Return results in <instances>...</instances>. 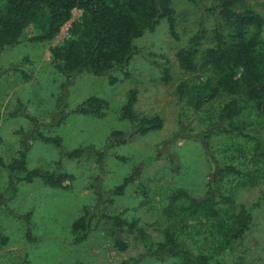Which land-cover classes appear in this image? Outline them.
<instances>
[{
    "label": "rangeland",
    "instance_id": "rangeland-1",
    "mask_svg": "<svg viewBox=\"0 0 264 264\" xmlns=\"http://www.w3.org/2000/svg\"><path fill=\"white\" fill-rule=\"evenodd\" d=\"M199 1L202 6L175 1L172 6L180 40L170 36L163 21L154 33L136 41L130 77L113 85L106 77L84 73L68 78L60 73L52 63L50 44L27 40L34 34L31 30L25 32L19 45L0 52V155L8 162L25 147L30 168L71 176L61 188L39 181L18 184L0 167V233L10 240L0 247V264H122L143 254L144 247L134 232L120 235L128 244L126 251L115 246L117 227L108 218L94 219L88 239L77 244L72 225L87 209L108 216L124 213L155 242L162 241L164 232L171 230L181 247L194 254L228 264H264V156L256 154L253 141L220 131L226 129L220 120L221 111L231 98L212 101L197 115L193 93L182 106L179 99L181 84L192 89L215 77L209 71L185 72L177 59L178 51L187 47L201 25L211 36L216 17L206 10L211 5L220 7L226 0ZM239 9L264 16V0H243ZM81 17L82 12L75 10L55 45L69 37L72 24ZM157 67L170 68L172 79L168 83L162 81ZM133 91L137 93L136 111L161 116L163 128L111 146L113 131L130 129L121 114ZM90 97L109 103L102 118L73 112ZM259 123L250 102H243L242 113L230 122L248 130ZM33 130L59 139L61 146L43 142ZM259 131L264 137V125ZM75 150L84 153L80 158L66 156ZM101 153L103 159L98 163ZM224 167L234 173L219 174L221 194L230 199L219 206V217H192L181 211V206H187L183 200L176 206L177 214L168 217L166 208L172 194L182 190L194 197L206 196L209 175ZM130 177L133 180L123 195L114 196V190ZM241 205L252 209L253 219L243 238L234 240L230 231ZM10 210L31 213L30 225L13 217ZM141 264H174V260L158 262L147 256Z\"/></svg>",
    "mask_w": 264,
    "mask_h": 264
},
{
    "label": "trees",
    "instance_id": "trees-1",
    "mask_svg": "<svg viewBox=\"0 0 264 264\" xmlns=\"http://www.w3.org/2000/svg\"><path fill=\"white\" fill-rule=\"evenodd\" d=\"M175 1L178 0H0V52L19 45L25 38V32L31 30L34 34L27 40L32 44H50L52 63L60 73L68 78L84 73L99 78L106 77L113 85L130 77L129 67L137 54L136 41L147 33H154L163 21L168 25L170 36L174 40H180L177 13L172 6ZM188 1L194 5H203L199 0ZM242 2L243 0H226L220 7L211 5L207 8L206 12L216 17L211 36L207 35L205 25H201L187 47L178 51L177 59L185 72L209 71L215 75L214 80L192 89L184 83L179 86L178 92L181 106L190 92L194 94L195 115L212 101L223 96L231 98L221 111L220 120L226 125V129L220 131L237 133L253 141L256 154L264 156V137L259 131L264 125V16L251 9L240 10ZM77 9L82 11L80 22L73 23L69 37L55 45L54 41L63 27L73 19V13ZM157 68L162 81L168 83L172 79L170 68ZM136 102L137 93L133 91L121 114V119L129 122L130 129L113 131L109 138L111 146L124 145L135 136L143 137L163 128L164 120L161 116L139 114L135 109ZM243 102L252 103L260 118L259 126L252 130L230 124L242 113ZM108 107L107 101L90 97L78 104L73 112L102 118ZM30 120L35 126L38 125L36 119ZM33 131L43 142L61 146L59 139L47 138L38 135L36 130ZM83 153L84 150H75L66 153V156L80 158ZM102 159L101 153L98 155V163ZM0 167L11 181L16 180L18 184L39 181L50 188H61L66 181L71 180V176L63 173L30 168L25 147L8 162L0 155ZM221 172L234 173L230 167H224L210 174L208 191L202 198L182 190L172 194L166 208L168 217L172 218L177 214L176 206L182 200L187 202V206H181V211L192 217H219L221 203L230 201L221 194L219 188ZM132 180V177L125 179L114 190L113 195L122 196ZM100 198L104 200L103 196ZM10 213L27 226L30 225L31 213L20 214L13 210ZM96 218L112 220L117 227L115 246L120 251L128 249V244L120 239L124 231L136 233L137 239L142 243L143 254L122 264H141V260L147 256L158 262L174 260V264H228L183 249L176 233L171 230L164 232L162 241L155 242L134 218H125L124 213L108 216L99 213L97 209L85 210L73 223L72 230L77 244L88 239L92 222ZM252 219V209L241 205L235 217V225L230 231L234 240L243 238ZM9 241V237L0 233V247L7 246Z\"/></svg>",
    "mask_w": 264,
    "mask_h": 264
},
{
    "label": "built area",
    "instance_id": "built-area-1",
    "mask_svg": "<svg viewBox=\"0 0 264 264\" xmlns=\"http://www.w3.org/2000/svg\"><path fill=\"white\" fill-rule=\"evenodd\" d=\"M81 11V10H80ZM82 12V11H81Z\"/></svg>",
    "mask_w": 264,
    "mask_h": 264
}]
</instances>
